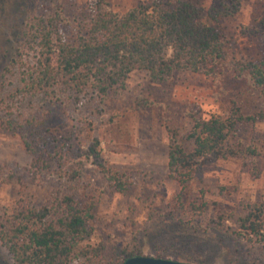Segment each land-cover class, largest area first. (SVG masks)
Returning a JSON list of instances; mask_svg holds the SVG:
<instances>
[{"label":"trees","instance_id":"1","mask_svg":"<svg viewBox=\"0 0 264 264\" xmlns=\"http://www.w3.org/2000/svg\"><path fill=\"white\" fill-rule=\"evenodd\" d=\"M46 1L49 7H42V0H23L11 54L0 59V134L16 137L31 158L22 170L0 164V183L47 184L43 201L22 194L0 211V243L12 264H122L143 256L135 238L125 246L102 236L91 243L94 197L81 196L83 163L73 161L66 148L71 113L91 96L99 102L121 96L134 72H144L157 85L182 73L228 74L244 80L245 95L258 100L249 113L246 100L242 105L230 99L221 114L194 118L189 129L165 126L169 176L180 191L170 211L157 218L160 239L168 243H155L154 257L206 264L215 250L213 234L254 241L264 250V201L246 203L236 228L227 232L226 219L210 217L207 202L189 197L204 165L259 156L256 146L229 144L240 125L264 122V59L228 57L223 35V23L249 0H211L206 7L191 0H150L124 12L111 10L104 0H83L88 9L71 22L64 5ZM66 26L73 31L69 38L62 32ZM238 35L264 37V14L255 26L242 25ZM84 154L100 158L96 143ZM98 166L114 191H128L115 172Z\"/></svg>","mask_w":264,"mask_h":264},{"label":"rangeland","instance_id":"2","mask_svg":"<svg viewBox=\"0 0 264 264\" xmlns=\"http://www.w3.org/2000/svg\"><path fill=\"white\" fill-rule=\"evenodd\" d=\"M104 1L111 10L124 12L150 0ZM191 1L206 7L211 0ZM42 2V7L50 6L46 0ZM56 2L64 5L70 22L81 16L84 7L88 9L87 1L83 0ZM23 10V0H0V59L11 54ZM263 14L264 0H249L242 3L235 17L223 23L228 57L264 59V37L251 39L238 35L242 25L255 26ZM62 32L67 38L73 33L70 26L64 27ZM245 91L246 82L233 80L228 74L212 78L182 73L157 85L151 84L144 72H134L121 96H110L103 102L92 96L91 100L84 99L80 108L70 115L71 134L66 148L73 161L83 163V178L77 185L81 196L94 197L91 243H98L102 236L106 243L125 246L135 238L141 245L142 255L154 257L155 243H168L160 239L157 218L170 211L180 191L169 176L165 126L189 129L194 118L221 114L222 105L230 99L242 105L247 101L250 109L246 106L244 110L249 113L258 100L246 96ZM24 103L20 104V109ZM87 123H91V130ZM95 143L100 158L86 159L85 151ZM229 144L256 146L259 156L211 161L204 165L201 176L189 190L190 199L208 203L210 217L226 219L227 232L236 228L235 219L243 215L242 207L246 203L264 201V122L252 127L240 125ZM30 163L31 158L16 137L0 134V164L22 170ZM98 163L115 172L128 191L124 194L114 191ZM46 186L0 183V211L14 205L22 194L36 203L43 201ZM210 239L215 250L206 264H264V250L254 241L224 234H213ZM167 259L173 260L172 257ZM0 264H12L1 243Z\"/></svg>","mask_w":264,"mask_h":264},{"label":"water","instance_id":"3","mask_svg":"<svg viewBox=\"0 0 264 264\" xmlns=\"http://www.w3.org/2000/svg\"><path fill=\"white\" fill-rule=\"evenodd\" d=\"M122 264H189L169 259H159L151 256H135L127 258Z\"/></svg>","mask_w":264,"mask_h":264}]
</instances>
